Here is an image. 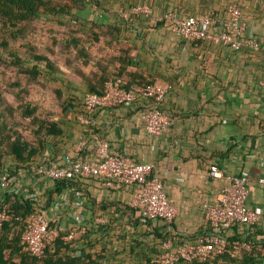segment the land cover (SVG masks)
Listing matches in <instances>:
<instances>
[{
    "label": "crops",
    "instance_id": "obj_1",
    "mask_svg": "<svg viewBox=\"0 0 264 264\" xmlns=\"http://www.w3.org/2000/svg\"><path fill=\"white\" fill-rule=\"evenodd\" d=\"M232 5L240 8L245 27L239 50L186 40L156 21L167 12L180 18L214 14L216 24L209 31L218 35L224 31ZM140 6L150 14L134 11ZM77 13L89 28L96 23L104 32L113 27L120 33L111 45L99 47L97 61L103 67L90 60L82 65L81 74L72 68L57 75V87L68 107L55 116L61 133L50 136L31 163L7 162L3 170L14 175L17 192L0 198L9 195L29 201L34 210L40 207L58 236L73 243L60 250L62 257L90 258L95 264H155L165 242L173 240L177 246L214 232L206 221L205 205L218 200L225 184L210 175L211 167L217 166L224 175H248L247 204L260 220L250 231L237 227V236L263 245L264 0H95ZM122 67L133 83L170 87L162 109L171 125L163 135L147 132L143 116L152 102L143 98L98 110L89 116V125L79 120L85 113V96L103 92V77H114ZM97 138L109 142L113 154L154 167L152 176L163 181L178 210L172 224L161 220L142 224L129 206L133 187L109 190L95 178L52 182L28 172L35 164L63 166L68 160H97ZM81 141L86 146L78 151ZM75 192L81 194L83 205L77 206ZM81 214L83 225L76 220ZM80 225L86 231L68 240L71 230ZM257 260L256 264H264V257Z\"/></svg>",
    "mask_w": 264,
    "mask_h": 264
},
{
    "label": "built area",
    "instance_id": "obj_2",
    "mask_svg": "<svg viewBox=\"0 0 264 264\" xmlns=\"http://www.w3.org/2000/svg\"><path fill=\"white\" fill-rule=\"evenodd\" d=\"M134 11L150 14V10L145 6L137 7ZM228 13L229 19L224 31L218 35L209 31V28L216 24L214 14H208L203 18H180L174 12H167L156 21L165 23L174 35L186 40L211 41L239 50L245 40L242 12L240 8L232 5L229 6ZM169 89V86L157 82L127 89L122 80L111 79L105 84L104 94L88 93L85 96L83 101L85 113L79 115V120L84 125H89L91 123L89 116L96 111L132 104L143 98L152 102L143 116L146 130L150 135L161 136L171 125L170 117L162 109ZM85 146V141H81L77 146L78 151H82ZM96 148L97 160H68L63 166L35 164L28 169V172L52 182H77L95 178L109 190L133 187L129 206L138 213L142 224L157 220L167 225L173 223L178 210L170 202L163 181L152 176L154 167L151 164L139 163L130 157L113 154L109 142L104 139H96ZM210 175L225 182L218 200L213 204L205 205L206 221L214 232L203 234L194 242H185L177 246L174 245L173 240L165 242L164 252L158 253L154 258L155 264L205 262L226 253L237 257L243 251H251L252 240L233 239L238 235L237 227L250 231L260 220V215L247 204L248 175L246 173L236 176L224 175L217 166L211 167ZM260 182L264 183V180ZM8 192H17H14V175L8 170H3L0 172V196ZM75 197L78 199L77 206L83 205L79 192H75ZM10 219L8 209L0 210V230ZM76 220L82 224L83 215L77 216ZM82 225L73 228L67 239L72 240L78 232H85L86 228ZM57 236L46 214L36 205L35 210L26 219V227L22 235L27 250L32 255L41 257L55 242Z\"/></svg>",
    "mask_w": 264,
    "mask_h": 264
},
{
    "label": "trees",
    "instance_id": "obj_3",
    "mask_svg": "<svg viewBox=\"0 0 264 264\" xmlns=\"http://www.w3.org/2000/svg\"><path fill=\"white\" fill-rule=\"evenodd\" d=\"M94 3L95 0H64V3H57L55 0H0V69L10 65L24 74L29 83L44 85L41 81L44 79L55 82L59 87L60 80L55 78L57 75H64L65 69L74 68L81 74L82 65H87L90 60L103 67V64L97 61L99 47L111 45V41L120 31L109 27L108 31L104 32L96 23H92L89 28L88 22L80 20L81 16L77 12ZM31 23L38 24L43 29H51L53 45L48 48V54L41 52L32 41L34 46L31 43H20L28 34V26ZM105 39L110 40L104 44ZM17 43L20 44L19 47H16ZM124 72L125 67H122L114 77H103L104 90L96 93L104 94L105 84L111 79L122 80L127 89L146 85L133 83L125 77ZM14 86L20 88L17 95L24 91L18 83ZM57 86L50 93L55 95L59 103L56 104L58 113L68 110V107L65 105L63 92ZM38 91L40 92V88ZM39 107L38 103H24L16 108H7L12 116L18 113L21 119L28 120L26 126L22 122L13 124L0 117V172L9 160L23 165L31 163L36 158L39 147L47 142L50 136L61 133L55 115L42 117ZM3 208L9 210L11 219L0 230V264H95L90 258L60 256V250L69 249L73 244L65 242L63 235L57 236L43 256L32 255L27 250L22 235L26 219L34 210L33 205L29 201L6 195L0 198V210ZM79 237L77 235L75 241ZM233 239H238V236ZM259 248L263 253L258 251ZM259 257H264V244H254L251 251H243L237 257L226 253L214 260L178 264H256Z\"/></svg>",
    "mask_w": 264,
    "mask_h": 264
},
{
    "label": "rangeland",
    "instance_id": "obj_4",
    "mask_svg": "<svg viewBox=\"0 0 264 264\" xmlns=\"http://www.w3.org/2000/svg\"><path fill=\"white\" fill-rule=\"evenodd\" d=\"M57 3H64V0H55ZM69 1H67L68 3ZM82 17L80 18V20ZM51 29H46L40 27L38 24L31 23L28 26V34L25 36V39L21 40V44L33 43L35 46L40 49L41 52L48 54V48H51L53 45L52 36L50 33ZM33 43H32V42ZM19 43L16 44V47H19ZM44 85L29 83L27 77L24 74L19 73L12 66L2 67L0 69V117L4 118L8 122H22L24 126L28 123V120H23L19 117L18 113H15L14 116L10 114L7 110L9 106L14 108L24 104V103H38L39 104V114L42 117L51 115H57L56 104H59L56 100L54 94H51L50 91L57 86L53 81L41 80ZM15 83H18L19 86L24 88V91L20 92L18 86H14ZM40 88V92L38 89ZM57 113V114H56ZM2 122V120H0ZM24 127H22L23 129Z\"/></svg>",
    "mask_w": 264,
    "mask_h": 264
}]
</instances>
